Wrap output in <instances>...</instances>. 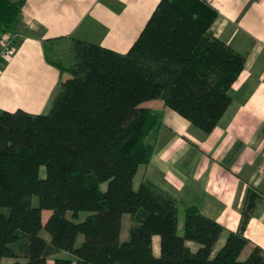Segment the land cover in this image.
<instances>
[{"label": "trees", "instance_id": "trees-1", "mask_svg": "<svg viewBox=\"0 0 264 264\" xmlns=\"http://www.w3.org/2000/svg\"><path fill=\"white\" fill-rule=\"evenodd\" d=\"M20 13L0 0V38ZM216 18L200 0H161L125 54L73 40L61 70L70 78L61 81L46 114L0 111V264H48L50 258L53 264H264L259 246L240 260L262 200L254 190L231 232L145 179L133 186L163 127L162 114L141 104L161 101L205 135L231 104L245 59L213 36ZM44 211L50 212L45 224ZM81 213L87 216L79 222ZM124 216L129 236L121 242ZM79 235L84 240L76 248Z\"/></svg>", "mask_w": 264, "mask_h": 264}, {"label": "crops", "instance_id": "crops-1", "mask_svg": "<svg viewBox=\"0 0 264 264\" xmlns=\"http://www.w3.org/2000/svg\"><path fill=\"white\" fill-rule=\"evenodd\" d=\"M10 1L21 13L5 32L15 36V47L0 63V111L42 115L61 81L70 78L61 70L69 65L73 40L125 54L161 0ZM200 1L217 12L213 36L241 55L245 68L231 87L229 108L209 135L161 101L140 105L161 113L163 127L153 138L150 163L139 168L133 186L136 178L139 184L145 179L231 232L238 231L248 190H254L262 200L244 233L250 241L240 255L245 260L255 246L264 250V0ZM181 223L183 229L182 209L178 231ZM225 239L226 234L215 250ZM153 251L159 255L158 236Z\"/></svg>", "mask_w": 264, "mask_h": 264}, {"label": "rangeland", "instance_id": "rangeland-1", "mask_svg": "<svg viewBox=\"0 0 264 264\" xmlns=\"http://www.w3.org/2000/svg\"><path fill=\"white\" fill-rule=\"evenodd\" d=\"M44 176H45V168L44 167H42L41 168V170H40V177L41 178H44ZM139 184V178H136V181H135V184H134V188L135 189H137L138 188V185ZM106 184H103L102 186H101V189H102V191H104L105 189H106ZM33 204L36 206L37 205V198H33ZM47 214H49L50 215V213L49 212H45L44 214H43V223L45 224L46 223V217H47ZM87 216V214H85V213H81L80 214V217H79V222L80 221H82V220H84V218ZM183 223V222H182ZM182 223L181 224H179L180 226H179V233H182L183 232V229H182ZM41 236L47 241V242H49L50 241V237L45 233V232H42L41 233ZM128 236H129V217L128 216H124L123 217V222H122V229H121V237H120V240H121V242H125L127 239H128ZM83 240H84V237L82 236V235H79L78 237H77V240H76V243H75V247L76 248H78V247H80V245L82 244V242H83ZM220 249V247H218L217 249H216V251H218ZM60 257H67V255H65V254H61V255H59ZM53 258H50L49 260H48V264H53ZM23 262V264H26L25 263V261H22ZM10 263H13V261H11V260H6L5 262H4V264H10Z\"/></svg>", "mask_w": 264, "mask_h": 264}, {"label": "built area", "instance_id": "built-area-1", "mask_svg": "<svg viewBox=\"0 0 264 264\" xmlns=\"http://www.w3.org/2000/svg\"><path fill=\"white\" fill-rule=\"evenodd\" d=\"M14 47L15 36L4 33L0 38V63L13 53Z\"/></svg>", "mask_w": 264, "mask_h": 264}]
</instances>
